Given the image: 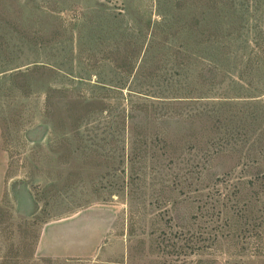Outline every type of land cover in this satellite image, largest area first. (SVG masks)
Returning a JSON list of instances; mask_svg holds the SVG:
<instances>
[{"label": "rangeland", "instance_id": "1", "mask_svg": "<svg viewBox=\"0 0 264 264\" xmlns=\"http://www.w3.org/2000/svg\"><path fill=\"white\" fill-rule=\"evenodd\" d=\"M0 264H264V0H0Z\"/></svg>", "mask_w": 264, "mask_h": 264}]
</instances>
